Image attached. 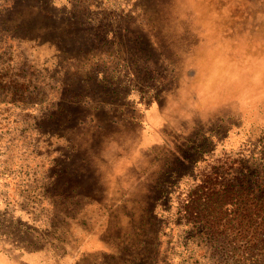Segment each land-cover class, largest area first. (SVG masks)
I'll return each mask as SVG.
<instances>
[{"label":"rangeland","instance_id":"1","mask_svg":"<svg viewBox=\"0 0 264 264\" xmlns=\"http://www.w3.org/2000/svg\"><path fill=\"white\" fill-rule=\"evenodd\" d=\"M5 37L34 95H0V264H134L180 150L264 153V0H0ZM61 88L77 106L46 118ZM167 244L161 264H245Z\"/></svg>","mask_w":264,"mask_h":264},{"label":"trees","instance_id":"2","mask_svg":"<svg viewBox=\"0 0 264 264\" xmlns=\"http://www.w3.org/2000/svg\"><path fill=\"white\" fill-rule=\"evenodd\" d=\"M13 42L14 38H3L0 43V58L16 57L11 52V47H16ZM8 62L2 65L0 60V95L6 97L9 103L25 104L34 95L31 92L33 89H30L31 84L27 85L30 82V78L26 77L29 76L28 67L20 65L21 59ZM87 80L88 77L81 76V85ZM53 94L56 95L52 96ZM61 95L62 88L49 96L46 91L43 93L44 98L53 97L43 112L49 114L46 118H52L53 112L60 117L71 107L77 106L72 102L78 101V97L58 102ZM79 96L83 98L82 94ZM208 140L210 139H206ZM193 151L196 148L189 144L174 156L172 163H167L164 177L174 180L176 183L172 186L175 187L165 194L159 190V196H163L167 204L166 211L156 213L157 199L150 213L140 215L138 233L143 232V235L142 241H138L139 250L133 255L134 264H161L160 259L165 258L163 246L166 238L167 256L172 254L171 260L180 246L185 249L184 256L192 258L194 253L202 247L207 248V245L216 253L217 248L223 249L224 244V250L229 249L231 243H238L236 255L245 264L248 255L253 258L264 256V153H251L242 149L239 153L231 152L212 159L214 151L200 156L193 154ZM63 169L67 172L69 167ZM182 169H187L188 172L182 173ZM70 176L69 181L72 182V174ZM74 177L73 172V179ZM68 186L66 183V192L70 188ZM252 243L256 244L255 248ZM105 246L108 255L111 253L115 256L109 252L113 251L110 245ZM148 246L153 249V254L147 250ZM102 251L105 252L104 249ZM125 262L127 261L119 264Z\"/></svg>","mask_w":264,"mask_h":264}]
</instances>
